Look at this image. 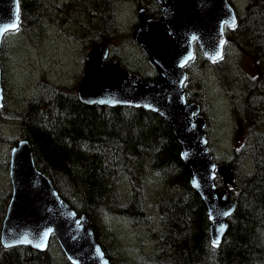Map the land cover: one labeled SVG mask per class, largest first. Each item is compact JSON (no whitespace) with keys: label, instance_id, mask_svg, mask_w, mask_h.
I'll use <instances>...</instances> for the list:
<instances>
[{"label":"trees","instance_id":"obj_1","mask_svg":"<svg viewBox=\"0 0 264 264\" xmlns=\"http://www.w3.org/2000/svg\"><path fill=\"white\" fill-rule=\"evenodd\" d=\"M19 1L17 33L28 36L51 18L50 8L57 0ZM249 2L246 14L238 15L237 26L227 31V48L234 42L236 47L232 48L236 51L253 56L254 77V66L249 74L236 77L233 57L228 63L226 56L218 61L204 59L214 69L199 88L193 86L195 77L191 70L187 71L193 93L190 96L185 88L189 103L198 104L202 112L207 110L208 82L218 81L217 76L233 103L236 123L233 146L239 145L240 149L233 161L217 164L233 171L232 194L237 207L226 237L218 247H212L210 221L200 197L190 185L189 171L181 159V146L172 129L157 114L133 107L87 106L80 102L77 90L72 87L48 83L44 92L27 102L24 109L9 110L5 105L0 108V151L3 146L12 150L20 139L30 143L37 169L78 217L89 219L112 264H264V0ZM76 4L81 5L77 12L89 14L90 24L84 29L79 22L76 31L85 35L79 38L71 34L70 40H77L79 45L108 43L112 47L109 61H119L143 80H157L153 69L152 73L142 74L125 66L121 57L124 46L118 47L123 36L113 28L115 0H71L64 5L70 9L67 17L74 9L69 5ZM59 12L54 11L61 16L63 13ZM147 13L152 19L160 17V10ZM69 22L67 18L65 24ZM1 62L4 63L3 51ZM5 122L11 126L7 134L1 128ZM16 133L18 139L9 143L8 137ZM210 150L215 156L216 148ZM240 159L253 161L248 170L250 175L243 174ZM148 177L159 178L168 190L155 203L154 219L147 207ZM218 186L222 189L221 183ZM11 197L12 193L0 190V264H72L54 240L51 245L57 249L46 252L3 247L1 227ZM111 218L126 219L133 229L142 230V237L133 231V262L125 261V250L116 248L107 230L103 240L100 232L104 229L103 220ZM106 245H110L109 250Z\"/></svg>","mask_w":264,"mask_h":264},{"label":"water","instance_id":"obj_2","mask_svg":"<svg viewBox=\"0 0 264 264\" xmlns=\"http://www.w3.org/2000/svg\"><path fill=\"white\" fill-rule=\"evenodd\" d=\"M155 1L160 7V18L152 19L145 8H139L140 26L132 38L146 54L158 79L148 81L130 74L119 61H109L110 44L97 43L87 55L78 98L87 106L147 110L169 125L181 146V159L189 171L190 185L206 209L212 241L223 226L220 245L237 207L232 181L228 182L233 171L225 166L218 169L224 182L223 189L219 190L217 165L206 132L208 122L198 104L188 103L185 69L195 58V43L204 57L221 59L228 41L227 30L238 24V17L228 0ZM16 17L19 29L20 1L0 0V22L8 24ZM13 32L16 31L0 34V105L4 100L1 47L5 37ZM9 175L12 197L1 231L4 248L27 247L46 252L54 238L72 264H111L89 219L78 217L51 181L37 169L27 140L13 147ZM224 212L229 214L222 215ZM45 232L49 234L46 240H41ZM25 237L31 242L21 243ZM37 243L43 246L38 248Z\"/></svg>","mask_w":264,"mask_h":264},{"label":"rangeland","instance_id":"obj_3","mask_svg":"<svg viewBox=\"0 0 264 264\" xmlns=\"http://www.w3.org/2000/svg\"><path fill=\"white\" fill-rule=\"evenodd\" d=\"M231 1H233V5L237 7L239 12L241 9H244L246 0ZM70 2L71 0H66V2L65 0H61L60 2L57 0L56 3H52V7L50 8L51 12L49 13L51 15L49 17L51 18L45 21L42 27L32 31L28 36H21L18 33H14L9 38H6L8 40L3 50V62L5 70L4 81L6 84L5 94L8 97L7 108L9 110L16 111L19 109L20 111L21 108L24 109L23 105L27 102V98L44 92L47 83H55L58 87H72L74 90H77L81 84L86 67L87 55L92 48V44L79 45L77 40H70L67 35H79V38L84 36L85 34L83 32L79 33L76 31V25L82 22V28H89V14L77 12L81 8V5L76 4L69 5L74 7V9L71 12L72 15L67 17L70 9H67L64 5ZM139 8H145L150 14L160 10L159 4L155 0H115L116 17L113 21V28L116 31H120L121 36H123L121 43L118 42V47L120 49V44L125 45L124 51H120L125 66L133 70L136 69L142 74L146 72L152 73L153 67L148 61V58L142 48L132 38L134 30L140 25L138 19ZM55 9L60 10L59 14H63L61 16L56 15L54 13ZM67 18L71 22L64 25ZM61 19L66 20L62 22ZM231 45L234 48L236 47L234 42H231ZM232 47L227 49V54L230 62L233 57L232 68L236 70V77L240 76V74H249L253 66L254 77L255 62L252 59L253 56L238 52ZM203 61L204 59L199 56L196 61L191 63L190 70L192 76L195 77L193 84L195 88H199L200 84L204 81L203 75L205 73H201ZM209 71L212 72L211 70ZM131 72L135 75V72ZM217 78L218 81H213L208 84L210 89L207 92V101L212 106L210 113L206 111V114L211 117L208 131L210 147L216 148L218 152L217 157L220 161L227 162L228 159H221V157L232 155L235 151L233 146L235 139L233 132L236 131V125L232 114L233 103L226 94L220 78L218 76ZM186 85L190 96L193 95L188 81ZM9 125V122H5L4 127ZM7 131L8 128L6 129ZM15 135L18 136L19 134L17 135L16 133ZM245 141L248 142V135H246ZM10 151V147H6L3 153L0 154V190H4L5 193H12V184L9 175ZM240 164L243 174L250 175L248 172L249 169L245 166V162V165L242 162ZM153 178L148 177L145 184L147 207L150 216L152 215L151 219H154L153 216L157 217L155 203L168 192L162 183L163 181L157 177ZM232 179L230 175L228 182L231 183ZM216 182L223 184V178L221 176L217 177ZM232 187H234L233 184ZM102 227L104 229H100V232L104 238L103 240H106L107 233L105 230H107L110 232L116 248L125 250V254L127 255L124 257L125 261L133 262L135 255V247L133 244L135 241L132 240V224L122 218H111ZM123 245H128L127 249ZM106 249L109 250L110 245H106Z\"/></svg>","mask_w":264,"mask_h":264},{"label":"snow or ice","instance_id":"obj_4","mask_svg":"<svg viewBox=\"0 0 264 264\" xmlns=\"http://www.w3.org/2000/svg\"><path fill=\"white\" fill-rule=\"evenodd\" d=\"M232 26L234 27L235 26V18L232 17ZM18 31V17L14 18L11 22H9L8 24H5L3 22H0V34H3L4 32L6 31ZM101 103H103L104 101H100ZM229 213L227 212H224L222 213V215H228ZM223 231V226H221L219 229H218V235H217V238L214 239L212 241V247L215 248V247H218L219 246V234H221ZM49 233L48 232H45L43 234V237H41L40 239L41 240H46V237ZM21 243H24V242H31L27 239V237H25L23 240L20 241ZM36 247H42V243H37L35 245Z\"/></svg>","mask_w":264,"mask_h":264},{"label":"bare ground","instance_id":"obj_5","mask_svg":"<svg viewBox=\"0 0 264 264\" xmlns=\"http://www.w3.org/2000/svg\"><path fill=\"white\" fill-rule=\"evenodd\" d=\"M140 26V25H139ZM82 81V80H81ZM78 89V88H77Z\"/></svg>","mask_w":264,"mask_h":264}]
</instances>
